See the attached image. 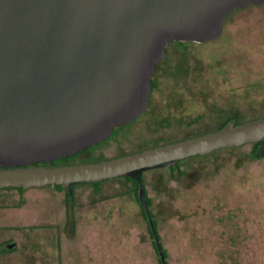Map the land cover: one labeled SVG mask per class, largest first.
<instances>
[{
  "label": "rangeland",
  "instance_id": "rangeland-1",
  "mask_svg": "<svg viewBox=\"0 0 264 264\" xmlns=\"http://www.w3.org/2000/svg\"><path fill=\"white\" fill-rule=\"evenodd\" d=\"M150 104L132 123L58 164L92 163L264 117V3L219 38L166 47ZM247 143L145 171L166 264H264V154ZM61 161V162H60ZM135 184L0 189V264H160ZM4 251V250H3Z\"/></svg>",
  "mask_w": 264,
  "mask_h": 264
},
{
  "label": "water",
  "instance_id": "water-1",
  "mask_svg": "<svg viewBox=\"0 0 264 264\" xmlns=\"http://www.w3.org/2000/svg\"><path fill=\"white\" fill-rule=\"evenodd\" d=\"M263 3L0 0V189L62 185L70 197L76 185L128 176L137 181L138 199L150 220L143 172L262 142L264 117H259L97 162L41 165L104 141L115 127L139 117L167 45L215 40L235 9ZM263 152L264 142L255 155Z\"/></svg>",
  "mask_w": 264,
  "mask_h": 264
},
{
  "label": "trees",
  "instance_id": "trees-1",
  "mask_svg": "<svg viewBox=\"0 0 264 264\" xmlns=\"http://www.w3.org/2000/svg\"><path fill=\"white\" fill-rule=\"evenodd\" d=\"M250 6V5H249ZM238 10H240V9H235L234 11H233V13L235 12V11H238ZM232 13V14H233ZM232 14H230V15H228L227 16V18L229 17V16H231ZM174 43H176V44H178V45H181V46H186V45H189V44H194V43H189V42H178V41H176V42H174ZM195 44H198V43H195ZM171 44H169V45H167V47L168 46H170ZM166 51H167V49H166ZM163 60V59H162ZM161 60V61H162ZM161 61H159L158 62V65H159V63L161 62ZM154 88H155V85H154ZM231 118H228V119H226L225 120V122L221 125V126H223L226 122H228L229 120H230ZM236 123H238V122H236ZM220 126V127H221ZM219 127V128H220ZM218 129V128H217ZM216 129V130H217ZM264 141V140H263ZM259 143H255V144H253V146H254V152H253V155H254V157H258V156H256L255 155V151H256V148H257V145H258ZM263 154H264V152H263ZM262 154V155H263ZM69 157H62L61 159H68ZM181 162V161H180ZM180 162H178L176 165H174L173 167H170L169 169H175V168H177L178 166H179V164H180ZM45 163V162H44ZM35 165H37V164H35ZM123 178H125V179H129V180H131L134 184H135V188H136V190H137V198H138V183H137V181L134 179V178H131V177H128V176H125V177H123ZM102 182V181H101ZM101 182H98V183H90L91 185H93V186H98ZM57 186V185H56ZM58 187H63L62 185H59ZM75 188V186L73 187V189ZM19 189H22V188H19ZM67 195V194H66ZM138 201H139V199H138ZM146 201H147V204H148V208H149V200L147 199V197H146ZM141 208H142V211H143V216H144V218H145V220H146V222H147V224H148V227H149V230H150V233H151V236H152V238H153V242H154V246H155V248H156V251H157V253H158V258H159V262H160V264H162V262H161V258H160V254H159V252H158V249H157V247H156V243H155V240H154V235H153V231H152V228L154 229V231H155V233H156V235H157V238H158V241H159V237H158V233H157V231H156V224H155V221H154V219H153V216H152V213H151V211H150V208H149V216H150V220H149V218H148V215H147V213H146V211H145V209H144V207L142 206V204H141ZM150 222H151V224H152V227H151V224H150ZM159 244H160V241H159ZM1 251H3V250H1ZM5 251V250H4ZM7 251V250H6ZM161 251H162V255H163V257H164V259H165V257H166V252H165V250H164V248H162L161 247Z\"/></svg>",
  "mask_w": 264,
  "mask_h": 264
},
{
  "label": "flooded vegetation",
  "instance_id": "flooded-vegetation-1",
  "mask_svg": "<svg viewBox=\"0 0 264 264\" xmlns=\"http://www.w3.org/2000/svg\"><path fill=\"white\" fill-rule=\"evenodd\" d=\"M157 65H158V63L156 64V67H155V69H154V71H153V74H152V76H151V94H150V97H149V100H150V98L152 97V95H153V93H154V85L156 84L155 82H156V80H155V76H156V73H157ZM148 100V105H147V108L145 109V111L144 112H146V110L148 109V107H149V104H150V101ZM143 112V113H144ZM142 113V114H143ZM141 114V115H142ZM141 115L139 116V118L141 117ZM136 119H138V117L137 118H135V120ZM134 121V120H133ZM133 121H131L130 123H132ZM124 126V125H123ZM119 127H122V126H119ZM116 128V127H115ZM114 130V129H113ZM113 132V131H112ZM262 142H264V141H262ZM262 142H260L258 145H257V147L262 143ZM84 151V150H83ZM263 154V153H262ZM123 155V154H122ZM72 157V156H71ZM59 160H61V158L59 159ZM58 160V161H59ZM58 161H55V162H50V163H42L41 165H47V166H52V165H65V164H58ZM61 162V161H60ZM37 165H40V164H37ZM64 187V186H63Z\"/></svg>",
  "mask_w": 264,
  "mask_h": 264
},
{
  "label": "crops",
  "instance_id": "crops-1",
  "mask_svg": "<svg viewBox=\"0 0 264 264\" xmlns=\"http://www.w3.org/2000/svg\"><path fill=\"white\" fill-rule=\"evenodd\" d=\"M0 226H1V225H0ZM0 244H1V241H0ZM1 252H5V251H0V257L3 256V255L5 256L6 253L3 254V253H1Z\"/></svg>",
  "mask_w": 264,
  "mask_h": 264
}]
</instances>
